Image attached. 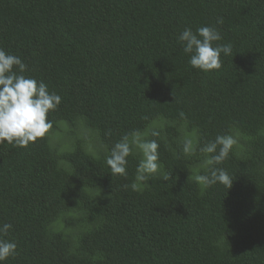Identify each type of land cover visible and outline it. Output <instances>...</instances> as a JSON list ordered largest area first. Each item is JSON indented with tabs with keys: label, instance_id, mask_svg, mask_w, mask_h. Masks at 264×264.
<instances>
[{
	"label": "trees",
	"instance_id": "trees-1",
	"mask_svg": "<svg viewBox=\"0 0 264 264\" xmlns=\"http://www.w3.org/2000/svg\"><path fill=\"white\" fill-rule=\"evenodd\" d=\"M210 25L233 52L206 73L177 37ZM0 48L62 97L45 138L0 144V224L18 245L5 264H264L261 0H0ZM153 128L172 179L125 190L139 153L127 177L106 156ZM228 134L217 167L232 188L189 179L208 170L198 148ZM185 138L197 148L187 156Z\"/></svg>",
	"mask_w": 264,
	"mask_h": 264
},
{
	"label": "clouds",
	"instance_id": "clouds-1",
	"mask_svg": "<svg viewBox=\"0 0 264 264\" xmlns=\"http://www.w3.org/2000/svg\"><path fill=\"white\" fill-rule=\"evenodd\" d=\"M261 2L264 3V0ZM223 23L222 17L217 19V24ZM222 39L215 25L199 27L195 32L190 27L185 28L177 37L183 53L189 57V64L206 73L222 67V55H232V45L220 43ZM27 71V64L19 56L0 48V144L27 148L45 138L53 128L49 114L59 108L62 97L50 91L43 81L25 75ZM180 117L185 118V114L181 112ZM146 135L155 138L160 136V132L153 128L150 133L133 131L124 134L106 156V165L112 176L127 177L129 157L139 153L135 180L130 185H123L125 190L141 191L150 186V180L156 176H160L161 181L172 179V173H161L163 164L159 161L157 139H147ZM235 143V138L230 134L217 135L215 140L199 147L198 151L204 155L203 163L208 170L205 174L191 173L189 179L202 187L220 183L231 189L234 179L224 168L217 166L228 159ZM196 150L191 138L183 140L184 155H191ZM11 229V223L0 224V264H5L17 254V243L7 238Z\"/></svg>",
	"mask_w": 264,
	"mask_h": 264
},
{
	"label": "rangeland",
	"instance_id": "rangeland-1",
	"mask_svg": "<svg viewBox=\"0 0 264 264\" xmlns=\"http://www.w3.org/2000/svg\"><path fill=\"white\" fill-rule=\"evenodd\" d=\"M90 138H93V136H90ZM94 139V138H93Z\"/></svg>",
	"mask_w": 264,
	"mask_h": 264
}]
</instances>
